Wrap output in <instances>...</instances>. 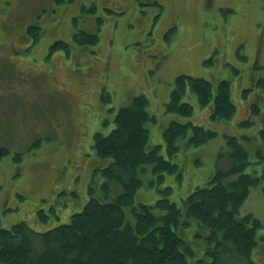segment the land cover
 I'll use <instances>...</instances> for the list:
<instances>
[{"label": "rangeland", "instance_id": "374dc122", "mask_svg": "<svg viewBox=\"0 0 264 264\" xmlns=\"http://www.w3.org/2000/svg\"><path fill=\"white\" fill-rule=\"evenodd\" d=\"M29 24L42 30L33 45L23 36ZM78 29L97 33L98 42L75 44ZM55 40L67 42L69 50L51 51ZM178 74L206 78L214 91L220 80H229L234 116L211 119L210 105L200 107L190 92L184 98L194 108L190 117L165 112ZM263 75L264 0H0V147L8 150L0 158V227L25 220L41 231L68 222L88 199L93 169L107 162L91 149L94 132L108 133L117 109L138 94L147 97V111L155 116L145 124L147 147L161 144V154L183 169V177L165 174L151 186L156 176L146 172L137 201L152 202L160 196L157 187L169 185V198L180 203L213 172L223 133L239 139L252 162L247 171L260 175L264 82L257 81ZM170 120L191 121L218 135L169 158L162 131ZM261 185L250 188L237 214L250 212L262 223L249 255L256 262L264 260ZM38 209L50 215L46 222L39 221ZM196 232L194 224L183 231L194 253L187 259H210L209 244Z\"/></svg>", "mask_w": 264, "mask_h": 264}, {"label": "trees", "instance_id": "16d2710c", "mask_svg": "<svg viewBox=\"0 0 264 264\" xmlns=\"http://www.w3.org/2000/svg\"><path fill=\"white\" fill-rule=\"evenodd\" d=\"M41 32L40 26L27 25L23 34L26 44L30 43L26 35L33 45ZM73 40L77 45H94L99 36L78 29ZM49 47L51 51L59 47L69 50L63 40H55ZM262 81L264 75L257 83ZM187 92L196 96L200 107L210 105L213 120H229L236 112L229 80H220L214 91L211 81L188 74L175 77L164 104L165 112L190 117L194 108L184 100ZM147 105L145 95L133 96L130 104L117 109L114 126L108 133L94 132L91 149L107 162L93 169L88 199L80 210L70 215L68 222L41 231L25 220L0 227V263L224 264L233 258L246 259V264H264V260L252 261L249 256L257 244L256 232L262 227L261 221L250 212L237 215L250 188L264 181V154L257 151L261 174L254 169L247 171L252 162L236 136L223 133L224 144L216 155L213 172L203 184L191 187L180 203L169 198L172 191L169 185L157 187L160 196L152 202L135 199L136 191L144 184L142 177L148 171L156 176L149 181L151 186H158L165 174H175L180 180L183 177V169L161 154V144L147 147L149 130L145 124L155 121ZM260 134L264 141V129ZM217 135L216 130L191 121L170 120L162 131L169 158L182 147H197ZM7 153L5 147H0V158ZM261 191L264 194V185ZM37 214L40 222H46L50 216L42 209ZM191 224L197 227L194 236L204 238L209 244L205 252L210 259L205 256L187 259V254L194 253L183 231Z\"/></svg>", "mask_w": 264, "mask_h": 264}]
</instances>
